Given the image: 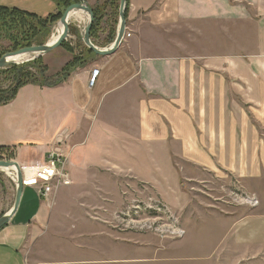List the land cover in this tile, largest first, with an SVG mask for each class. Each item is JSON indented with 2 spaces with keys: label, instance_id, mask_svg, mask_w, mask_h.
Wrapping results in <instances>:
<instances>
[{
  "label": "crops",
  "instance_id": "0c3cea01",
  "mask_svg": "<svg viewBox=\"0 0 264 264\" xmlns=\"http://www.w3.org/2000/svg\"><path fill=\"white\" fill-rule=\"evenodd\" d=\"M2 5L41 16L57 11L55 0ZM111 18L108 11L102 26ZM71 60L64 53L47 59V75ZM63 130L65 145L57 142ZM61 149L71 185L48 200L24 187L17 211L0 229V264H33L30 253L41 251L53 231L63 225L71 231L94 213L103 217L111 201L147 192L176 207L179 195L189 203L194 180L205 193L237 187L256 195L257 208L227 212L241 240L264 242V0H128L127 33L115 53L89 57L57 85L26 84L0 104V159L39 165ZM5 182L0 217L16 198L9 175ZM87 203L100 205L88 210ZM74 204L79 207H67ZM62 235L53 260L35 264L106 261L101 253L78 258L75 234ZM119 239H111L118 250L110 254L124 262Z\"/></svg>",
  "mask_w": 264,
  "mask_h": 264
},
{
  "label": "rangeland",
  "instance_id": "374dc122",
  "mask_svg": "<svg viewBox=\"0 0 264 264\" xmlns=\"http://www.w3.org/2000/svg\"><path fill=\"white\" fill-rule=\"evenodd\" d=\"M105 1L99 0L94 6L90 5L87 0H78L75 3H86L92 9L94 7L104 9L103 5ZM113 3L114 6L112 4L104 5L109 13H111L112 24H108L106 27L102 26V22L99 23L96 35L94 38L92 37L95 44L110 43L111 45L115 40H112L111 33L114 27L116 28L113 22L117 20V25H119L120 0H114ZM116 7H118L117 14ZM0 17L3 22L7 21V23L13 26L18 25L17 29H24V31H28L29 25L34 21V19L25 16L13 18L12 15L1 14ZM80 19L77 18L71 21L69 36L60 47L41 57L30 58L15 64L21 65L40 58L43 64L47 65L46 60L59 55V53L72 56V59L76 56L87 57L90 55L89 57L91 58L97 55L87 52V48H90L84 43L82 34L88 19L82 21ZM13 20L16 22L12 24ZM58 24L59 21L51 26L48 30L50 33L42 37L43 43L41 44L50 42ZM3 29L4 27L0 28L1 57L8 52L16 51L14 49V42L10 38V33H6ZM37 30H43L42 26L39 25ZM13 33L16 36L19 35L16 31ZM41 44L33 43L32 45ZM30 69L35 73L39 72L35 67ZM13 83L14 81L7 77L0 78V87L7 88L12 86ZM2 159L16 160L15 158L11 159L8 157ZM66 160H68V156H66ZM12 173L15 174V171L8 173L6 170L0 169V180L3 185L7 181V176L9 175L10 177ZM197 182V180H194V183H191L193 188H189L190 192L187 191L186 198L191 197V201L183 203L181 201L182 196L179 195L177 197L179 199L175 201V204L178 205L177 207L166 202L159 195L153 193L146 194L147 192L145 194L132 195L134 197L129 198V200H127L128 198H123L124 200L122 199L121 201L118 199V202L111 201L113 205H110L109 211L103 217H100L98 213H94L95 216H89V219L86 218L89 222L85 221L78 224L77 221L76 227L71 225V231H69L70 226L64 225L60 226L57 230H64L66 231L65 233L53 231V234L49 236V242H43L41 251L35 250L34 253H30L32 262L34 261L33 264H35V261L41 260V257L45 260H53V252L55 251L52 248L53 244H57L58 246L64 245L63 242H58L56 239L60 234L68 237L66 235L71 233L75 234L74 246L77 248L79 254L82 253V255H77L78 258L83 259L85 255L89 257L88 254H93L94 257L98 256L99 253L102 255L107 254L104 257L106 261L102 264H264V242L253 241L247 243L244 239L241 240L238 234H235L236 230L233 228L236 222L228 217L229 213L227 211L230 212L233 208H250L246 203L235 201L233 199V192H240L245 195L248 193L237 187H232L227 193L223 192L221 195H216L213 190L212 193H205L199 188L201 185ZM4 187L6 186L4 185ZM141 188L143 187L141 186ZM156 200L160 202H156ZM66 204L64 203V206ZM87 205L88 203L83 207H86L88 210H95L99 208L100 204L92 203L91 206ZM67 207L75 209L74 207L79 206L74 204ZM253 208L257 207L255 206L251 209ZM175 222L178 228L181 230L185 229V233H173L177 229L176 224H174ZM100 231H103V235L99 234ZM118 236L123 237V240H119L123 242L120 246H125L126 259L124 262L123 260L118 261L116 259L117 256L110 254V252L118 250L116 247L118 243L111 241V239H117ZM65 244H68V242H65ZM138 249L142 250L141 254L138 253ZM83 254H85L84 257Z\"/></svg>",
  "mask_w": 264,
  "mask_h": 264
},
{
  "label": "trees",
  "instance_id": "16d2710c",
  "mask_svg": "<svg viewBox=\"0 0 264 264\" xmlns=\"http://www.w3.org/2000/svg\"><path fill=\"white\" fill-rule=\"evenodd\" d=\"M57 5V11L51 13L48 16H41L37 13L30 12L27 10H22L16 7H9V6H0V15L6 14V15H12L13 18H17L19 16H25L28 18L34 19V21L29 25L28 31H24V29H17V26H13L7 21H2L0 17V28L4 27L3 30L6 31V33H10V38L14 42L15 50L21 49L23 47H28L32 45L33 43H43L42 37L48 35L50 33L48 30L51 28L52 25H54L56 22H58L64 11L73 3L78 2V0H55ZM114 0H106L104 5H110L112 4L114 6ZM103 5L102 9L101 7H94V14H95V22L92 28V37L96 35L97 28L99 23L103 21L105 16L108 14V9L105 8ZM102 6V5H101ZM101 8V10H99ZM117 8L116 7V14H117ZM115 14V15H116ZM126 16H127V8H126ZM16 21L13 20L12 24ZM117 20L115 25H117ZM41 25L43 30H37L38 26ZM37 30V31H36ZM16 31L19 35L16 36L13 32ZM117 33V29L114 27L111 37L112 40L115 39ZM43 34V35H38ZM87 52L89 54H94V52L91 49L87 48ZM1 54V53H0ZM90 56V55H89ZM87 56V57H89ZM1 57V56H0ZM87 57H74L67 65L62 69L61 72H59L57 75L51 77L46 75V72L48 71V66L43 64L40 58L33 60L32 62H27L21 65L12 64L11 66L0 69V78L1 77H7L8 79H12L14 81L13 85L7 88L0 87V104H5L9 101H11L18 93L19 89L29 83H39L41 85H47V86H54L61 82H63L73 70H75L77 67L82 66L86 63ZM37 68L39 70L38 73L33 72L30 68Z\"/></svg>",
  "mask_w": 264,
  "mask_h": 264
},
{
  "label": "water",
  "instance_id": "95a60500",
  "mask_svg": "<svg viewBox=\"0 0 264 264\" xmlns=\"http://www.w3.org/2000/svg\"><path fill=\"white\" fill-rule=\"evenodd\" d=\"M127 3L128 0H120L119 25L117 29V34L114 42L109 47L101 48L93 42L91 34L95 22V14L92 7H90L86 3H74L71 4L64 11L61 19L59 20V24H62L64 28L60 37L56 41L48 42L41 45H32L28 47H23L16 51H11L6 53L0 58V69L6 68L15 63H19L18 61L12 59L15 56L27 54L30 55L31 58L35 59L37 57H41L47 53H50L54 49L60 47L69 36L70 25H71L70 16L73 11H83L88 15V21L82 34L84 43L97 55L106 56L115 53L119 48V46L122 44L127 33V16H126ZM8 168H15L9 170H14L17 176L15 182L16 198L12 209L0 217V229L10 221L13 214L17 211L24 191V176H23V169L21 164L15 160L0 159V169L8 170Z\"/></svg>",
  "mask_w": 264,
  "mask_h": 264
},
{
  "label": "built area",
  "instance_id": "2783aa9c",
  "mask_svg": "<svg viewBox=\"0 0 264 264\" xmlns=\"http://www.w3.org/2000/svg\"><path fill=\"white\" fill-rule=\"evenodd\" d=\"M128 36H130V34H128ZM99 72L100 70L97 68L93 70L89 80V85L91 87L96 83V78ZM67 138L68 133L66 130H63L58 135L57 142L65 145ZM66 163V155L61 149L59 151L51 152L44 163L36 166H22L24 172V185L38 188L40 195L45 199H49L58 189L71 184V178L66 169ZM29 172L31 174L34 172V174L28 175ZM10 177L13 182H16V173L10 174ZM233 199L237 202L253 206L259 204V199H257L255 195H245L240 192H233ZM156 202L160 201L156 200ZM174 224H176V222ZM175 226L177 227V224ZM173 232L176 234L185 233V229L181 230L177 227Z\"/></svg>",
  "mask_w": 264,
  "mask_h": 264
},
{
  "label": "bare ground",
  "instance_id": "6f19581e",
  "mask_svg": "<svg viewBox=\"0 0 264 264\" xmlns=\"http://www.w3.org/2000/svg\"><path fill=\"white\" fill-rule=\"evenodd\" d=\"M77 18H81L80 19L81 21L82 20H86V19H88V15L85 12H83V11H73L71 13V16H70V22L74 21ZM63 28L64 27H63L62 24H58V26L56 28V31L53 33L52 38L50 39V42H54L60 37V35H61L62 31H63ZM30 58H31L30 55H27V54L23 55L22 54V55L15 56L12 59L15 60V61H18V62H22V61H26V60H28ZM9 169H15V168H8V170H6L8 173H10L11 171H14V170H9ZM32 174H34V172ZM32 174L30 172L28 173V175H32ZM23 176H24V172H23ZM249 195H251V194H249ZM256 198L259 199L257 196H256ZM259 204H260V200H259ZM259 204L255 205V206L258 207ZM248 206H250L251 208L255 207V206L250 205V204H248ZM173 233H175V232H173Z\"/></svg>",
  "mask_w": 264,
  "mask_h": 264
}]
</instances>
